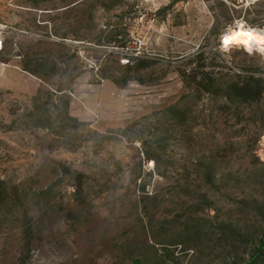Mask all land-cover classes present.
Wrapping results in <instances>:
<instances>
[{
  "label": "rangeland",
  "instance_id": "1",
  "mask_svg": "<svg viewBox=\"0 0 264 264\" xmlns=\"http://www.w3.org/2000/svg\"><path fill=\"white\" fill-rule=\"evenodd\" d=\"M241 24L264 0H0V264H264Z\"/></svg>",
  "mask_w": 264,
  "mask_h": 264
},
{
  "label": "clouds",
  "instance_id": "2",
  "mask_svg": "<svg viewBox=\"0 0 264 264\" xmlns=\"http://www.w3.org/2000/svg\"><path fill=\"white\" fill-rule=\"evenodd\" d=\"M250 32L252 35H245ZM229 39L231 43L226 47L225 39ZM221 50L225 53L230 52L234 48H242L249 54L257 53L264 56V29L262 28H243L239 26L226 30L220 37Z\"/></svg>",
  "mask_w": 264,
  "mask_h": 264
},
{
  "label": "crops",
  "instance_id": "3",
  "mask_svg": "<svg viewBox=\"0 0 264 264\" xmlns=\"http://www.w3.org/2000/svg\"><path fill=\"white\" fill-rule=\"evenodd\" d=\"M1 31V28H0ZM1 34V33H0ZM0 38L2 36L0 35ZM7 48L4 46L3 48H0V58L3 57L5 60H2L0 62V70H3L5 73L12 72L13 70H19L18 67H15L11 64L13 62L14 56H16L15 52L13 53H6Z\"/></svg>",
  "mask_w": 264,
  "mask_h": 264
},
{
  "label": "snow or ice",
  "instance_id": "4",
  "mask_svg": "<svg viewBox=\"0 0 264 264\" xmlns=\"http://www.w3.org/2000/svg\"><path fill=\"white\" fill-rule=\"evenodd\" d=\"M241 29L243 28V25L239 26ZM245 35L251 36L252 34L250 32H245ZM231 43V41L229 39H225V46L227 47L229 44Z\"/></svg>",
  "mask_w": 264,
  "mask_h": 264
},
{
  "label": "built area",
  "instance_id": "5",
  "mask_svg": "<svg viewBox=\"0 0 264 264\" xmlns=\"http://www.w3.org/2000/svg\"><path fill=\"white\" fill-rule=\"evenodd\" d=\"M4 47V41L2 38H0V48H3Z\"/></svg>",
  "mask_w": 264,
  "mask_h": 264
},
{
  "label": "trees",
  "instance_id": "6",
  "mask_svg": "<svg viewBox=\"0 0 264 264\" xmlns=\"http://www.w3.org/2000/svg\"><path fill=\"white\" fill-rule=\"evenodd\" d=\"M26 71L30 72V71H29V70H27V69H26ZM262 245H263V248H264V239H263Z\"/></svg>",
  "mask_w": 264,
  "mask_h": 264
},
{
  "label": "bare ground",
  "instance_id": "7",
  "mask_svg": "<svg viewBox=\"0 0 264 264\" xmlns=\"http://www.w3.org/2000/svg\"><path fill=\"white\" fill-rule=\"evenodd\" d=\"M241 25H243V24H241ZM243 28H246V27L243 26ZM243 28H242V29H243Z\"/></svg>",
  "mask_w": 264,
  "mask_h": 264
}]
</instances>
